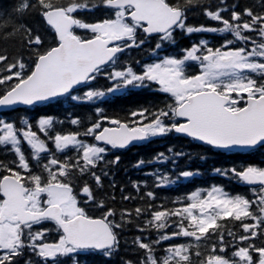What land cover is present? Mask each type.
I'll list each match as a JSON object with an SVG mask.
<instances>
[{
	"label": "snow or ice",
	"instance_id": "obj_1",
	"mask_svg": "<svg viewBox=\"0 0 264 264\" xmlns=\"http://www.w3.org/2000/svg\"><path fill=\"white\" fill-rule=\"evenodd\" d=\"M194 6L217 24H188ZM235 7L228 5L227 0H221L215 9L207 0H21L15 11L23 14L38 9L53 33V42L47 46L26 25L0 20V30L12 27L24 34V43L35 56L29 66L22 58L5 64L9 57L0 54V65L7 73H0V85H7L0 94L2 107L34 106L60 97L91 102L107 94L152 85L172 100L155 110L132 111L130 121L103 117L111 126L94 122L83 133L50 135L53 120L39 119V132L53 141L56 151L77 152V158L68 161L57 158L27 120V129H18L12 122L0 119V146H10L16 157L12 162L15 167L0 162V169L6 173L0 176V264H17V258L26 252L41 258L44 264H62L61 258L73 254L98 253L109 258L118 251V230L123 225L112 219L116 211L106 208L98 218L89 215L83 205L95 200L93 190L87 185L82 187L86 197L82 204L71 183L72 173L79 172L93 175L100 185L101 177L92 170L111 149H126L134 142L172 133L217 149L264 146V11L245 8L238 12ZM96 9L105 10L106 18L95 22L81 18V13ZM77 30H86L89 35H80ZM177 31L187 36L217 34L221 43L215 46L200 39L180 55L160 57V51L176 43ZM140 33L143 36L138 38ZM149 37L157 40L152 53L157 58L140 65L139 70L124 65L123 54L141 48ZM190 68L196 71L190 72ZM101 75L111 81L107 92L81 88L92 85ZM77 89L83 95H76ZM71 123L78 125L80 121L72 119ZM81 135L99 143H85ZM23 141L30 146L28 155L22 151ZM33 158L35 165L31 163ZM158 159L163 161L166 157L160 153ZM118 161L119 157L110 163ZM144 164L141 160L137 167ZM215 171L224 176L231 173L238 182L255 186L251 190L256 199L233 196L213 186L205 193L193 192L180 208H135L136 216L149 211L151 218L147 223L160 233L155 239L137 237L133 241L136 248L143 250L138 264H192L191 243L168 244L157 254V246L179 237L195 240L194 255L203 257L199 264H264V246L254 243L257 237H264V168ZM181 175L188 178L194 173L183 171ZM160 183L166 186L168 178L162 177ZM146 195L156 198L152 191ZM96 206L105 207L102 201ZM127 215L131 217L133 213ZM226 218L241 222L242 235L229 232L234 243L226 242L219 231L222 225L218 221ZM249 220L252 223L246 222ZM49 224L52 227H47ZM173 225L177 230L168 232ZM51 232L58 233V237L49 241ZM216 235L219 243L213 244L205 255L200 241ZM248 241L253 243H245ZM229 246L233 251L224 255ZM25 264L29 262L26 260Z\"/></svg>",
	"mask_w": 264,
	"mask_h": 264
},
{
	"label": "trees",
	"instance_id": "obj_2",
	"mask_svg": "<svg viewBox=\"0 0 264 264\" xmlns=\"http://www.w3.org/2000/svg\"><path fill=\"white\" fill-rule=\"evenodd\" d=\"M35 3V0H31ZM228 5H236L235 11L242 12L245 8H252L259 13L264 11V0H227ZM21 3V0H0V20L11 19L14 25H26L31 28L34 34H39L45 41V46L51 45L53 42V33L49 30L46 23L42 19L39 10L29 9L26 13H18L16 7ZM213 9L218 7L221 0H207ZM228 15V13H224ZM81 18L86 22H95L106 18V11L96 9L94 12L85 11L81 13ZM246 19V17H245ZM188 24L193 26L208 25L215 26L217 22L211 21L204 14L201 8L193 7L188 16ZM80 35H89L86 30H77ZM249 35H252L251 33ZM143 36L142 33L138 38ZM200 39H207L211 45L219 46L221 38L217 34L200 33L187 36L184 33L177 31L176 43L166 46L160 51L159 56L165 54L180 55L181 51L187 48L190 44L198 43ZM25 36L22 32L13 31L12 27L0 30V54L7 55L9 62H14L18 59L29 66L32 65L35 56L31 48L24 43ZM157 40L154 38H146L145 44L141 48L129 49L123 54V64L132 65L137 70L140 65L151 62L156 59L152 55L154 45ZM135 61H140V64H135ZM0 73H3V66L0 65ZM7 74V73H3ZM259 79V77H257ZM111 81L104 75L97 78L96 81L89 86L81 87L84 90H100L107 92ZM7 85H0V94H2ZM157 86L152 85L147 89H126L115 94H107L104 98H97L91 102L72 101L68 97H63L53 102L37 106L33 108L17 109L15 111L0 114V119L5 122H12L18 129H27L24 121L27 120L31 124V130L37 132L39 138L44 139L47 146L52 150L54 155L61 160L68 161L76 159L77 152L74 149H69L66 152L55 150L54 143L38 130V121L41 118H51L54 122L53 128L50 130V135L55 134H70L83 133L94 122H102V126H111L103 117L118 118L121 120H131L130 113L132 111L148 108L155 110L163 107L166 103H171L172 100L167 94L156 91ZM76 95H83V91L78 89ZM72 119H78L80 123L73 125ZM80 139L85 143H93L91 137L80 136ZM96 143V142H94ZM102 146V145H101ZM0 146V162L5 166L15 167L12 162L16 159L14 153ZM22 151L28 155L31 152L30 146L26 141L22 142ZM163 153L166 159L159 160V154ZM179 154V155H178ZM44 155V154H42ZM119 157L118 163H110ZM145 161V164L137 167L139 161ZM149 161H151L149 163ZM47 163V159H44ZM33 165L36 160H31ZM247 166H255L264 168V146L256 150L246 153H232L214 150L212 147L198 143L190 138L179 136L175 133L165 137L150 138L146 143L139 146H133L126 150L111 149L95 169L92 171L101 177V184L97 185L95 177L90 174H81L73 172L71 183L74 187V192L78 195V199L83 204L86 197L82 194V187L89 186L94 193L95 200L90 201L87 205H83L89 215L100 217L104 214L106 208H111L116 211V216L112 219L116 223H121L123 227L118 230L120 238V246L118 251L109 258H103L98 253H79L73 254L71 257L61 258L62 264H126L127 261H132L133 264H138V261L143 256V250L136 248L133 241L137 237H146L155 239L160 235L155 229L148 225V220L151 218L149 211H145L143 215L136 216L135 208H148L152 206L150 211L163 210L166 208H180L187 202V197L193 192L201 191L205 193L213 186L223 188L230 195H244L247 198L256 199V194L252 188L241 182H238L232 175L224 176L215 171V169L227 170L231 168L244 169ZM39 171V169H37ZM183 171H192L193 176L184 178L181 173ZM6 174L3 169H0V176ZM46 175V173H44ZM162 177L168 178L166 186L161 185ZM139 185V188L136 187ZM152 191L155 194V199L147 197L146 193ZM124 196H130L131 199H124ZM104 203V208L97 207L99 202ZM128 212L133 213L131 217ZM173 220L178 218L172 217ZM252 223V221H246ZM222 225L220 232L223 233L226 242H232L233 237L229 232L235 233L237 236L242 235L243 231L240 228L239 221H234L231 218L218 221ZM40 227H45L41 225ZM47 227H52L51 224ZM145 228L146 231L141 232L140 229ZM177 230L173 225L167 229L168 232ZM211 235V230H210ZM58 233L51 232L48 234L49 241L55 240ZM193 244L192 264H199L203 257H197L195 252V240L193 238L179 237L157 246V254H161L162 248L168 244ZM218 235L211 236L210 239L200 241V250L206 255L210 251L213 244H218ZM245 243H253L248 241ZM254 243L258 246H264V237H257ZM233 251L231 246L228 247L224 255H229ZM44 264L41 258L30 252H26L24 257L17 258V264ZM48 264H51L49 261Z\"/></svg>",
	"mask_w": 264,
	"mask_h": 264
},
{
	"label": "water",
	"instance_id": "obj_3",
	"mask_svg": "<svg viewBox=\"0 0 264 264\" xmlns=\"http://www.w3.org/2000/svg\"><path fill=\"white\" fill-rule=\"evenodd\" d=\"M61 98V97H60ZM56 99H58V98H56ZM56 99H54V100H56ZM54 100H51V101H54ZM51 101H48V102H51ZM48 102H43V103H40V104H37V105H34V106H40V105H43V104H45V103H48ZM34 106H25V105H16V106H12V107H2V106H0V114H2V113H5V112H9V111H13V110H17V109H23V108H28V107H34ZM107 127H109V126H107ZM177 134V133H176ZM178 135H181V136H185V135H183V134H178ZM185 137H187V136H185ZM190 138V137H189ZM191 139H193V138H191ZM195 140V139H194ZM197 141V140H196ZM144 142H146V141H138V142H134L132 145H130L128 148H130V147H133V146H138V145H140V144H143ZM197 142H199V143H202V144H204L203 142H200V141H197ZM97 143H99V142H97ZM206 145V144H205ZM209 146V145H208ZM210 147H212V146H210ZM258 147H261L260 145H257L255 148H233V149H217V148H214V147H212V148H214V149H216V150H221V151H230V152H247V151H251V150H254V149H257ZM128 148H126V149H128ZM126 149H118V150H126ZM253 187H255V186H253Z\"/></svg>",
	"mask_w": 264,
	"mask_h": 264
},
{
	"label": "flooded vegetation",
	"instance_id": "obj_4",
	"mask_svg": "<svg viewBox=\"0 0 264 264\" xmlns=\"http://www.w3.org/2000/svg\"><path fill=\"white\" fill-rule=\"evenodd\" d=\"M189 71H190V72H195L196 69H195V68H190Z\"/></svg>",
	"mask_w": 264,
	"mask_h": 264
}]
</instances>
